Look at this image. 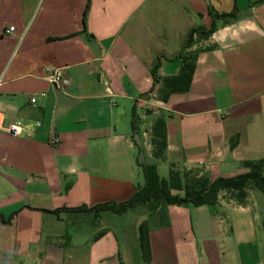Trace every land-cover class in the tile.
Here are the masks:
<instances>
[{"label": "crops", "instance_id": "1", "mask_svg": "<svg viewBox=\"0 0 264 264\" xmlns=\"http://www.w3.org/2000/svg\"><path fill=\"white\" fill-rule=\"evenodd\" d=\"M213 22L186 51L190 90L163 101L190 31ZM0 118L42 123L25 136L0 128V264H264L256 189L244 202L222 193L214 206L149 205L137 223L148 225L146 259L108 214L69 210L127 202L142 165L215 180L264 160V0H0ZM158 119L164 161L153 155Z\"/></svg>", "mask_w": 264, "mask_h": 264}, {"label": "trees", "instance_id": "2", "mask_svg": "<svg viewBox=\"0 0 264 264\" xmlns=\"http://www.w3.org/2000/svg\"><path fill=\"white\" fill-rule=\"evenodd\" d=\"M216 18H235L236 13L217 14L210 11ZM216 31V23L213 22L210 29L203 26L193 28L184 43L178 59H181V70L177 76L163 79L164 95L162 100L167 102L173 93H186L190 90L193 76L196 70V55L186 53L192 48L196 39H208ZM160 67V58L152 69V75L157 81V70ZM136 116L133 114L132 129L136 128ZM236 140H231L234 146ZM152 145L155 158L164 161L168 148L167 124L164 119H158L153 126ZM241 166L248 171L234 177H220L211 180L205 175L198 176L193 172L181 171L174 164L168 178H162L156 165H142V172L145 178L143 186L139 187L136 193L127 202L116 204L109 202L100 204L92 208L83 207L69 209L72 211H90L95 214L103 212H113L121 214L140 204L150 205L149 210H154L160 203L173 206H214L219 202L220 195L226 193L239 202H244L248 197V191L256 189L264 194V160L259 162H243ZM57 213L60 210L56 211ZM149 230L147 222H143L139 227V243L143 256L146 259L149 254Z\"/></svg>", "mask_w": 264, "mask_h": 264}, {"label": "rangeland", "instance_id": "3", "mask_svg": "<svg viewBox=\"0 0 264 264\" xmlns=\"http://www.w3.org/2000/svg\"><path fill=\"white\" fill-rule=\"evenodd\" d=\"M171 170V167L169 164L167 165L166 163L161 167L160 169V176L162 178H168L169 177V172ZM258 194L264 198V194L257 190ZM148 209V205H143L140 204L137 207L131 208L126 212H123L121 214L113 213V212H103L108 214L110 217L107 221H112L115 223V225L120 229V236L124 240H129L128 243L131 245L132 243V248H133V242L135 244L136 242V249L141 252V247L138 241L139 237V232L137 229V223L140 221L141 216L143 219H146L145 213ZM149 210V209H148ZM126 233V234H124ZM138 242V243H137ZM124 247V246H123Z\"/></svg>", "mask_w": 264, "mask_h": 264}, {"label": "built area", "instance_id": "4", "mask_svg": "<svg viewBox=\"0 0 264 264\" xmlns=\"http://www.w3.org/2000/svg\"><path fill=\"white\" fill-rule=\"evenodd\" d=\"M14 31H15V28L11 27V28H9V30H7V33L11 34ZM51 82L54 84V86L56 88L62 89L63 88V84L65 82L63 70L58 69V70L54 71L52 76H51ZM153 98L154 99H158V94H154ZM30 103L35 105L36 104V98L32 97L30 99ZM41 126H42L41 122H35L33 124H29V123H25V122H22V121H18V122L11 123V124H9L8 126H6L4 128V126L2 125V120L0 118V128H3L5 131H7L12 136L29 135L32 129L39 128ZM59 143H60V139L59 138H53L51 140V144L52 145H57Z\"/></svg>", "mask_w": 264, "mask_h": 264}]
</instances>
